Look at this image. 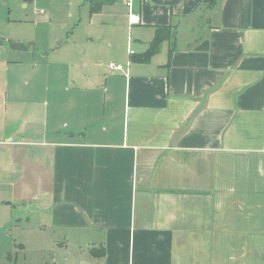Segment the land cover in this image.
<instances>
[{"label": "crops", "instance_id": "1", "mask_svg": "<svg viewBox=\"0 0 264 264\" xmlns=\"http://www.w3.org/2000/svg\"><path fill=\"white\" fill-rule=\"evenodd\" d=\"M100 1L88 12L108 22L105 49L81 56L101 90L86 85L84 105L54 69L0 75V207L12 210L10 227L33 214L53 242L57 231L64 248L88 250L81 264H264V0ZM168 26L170 41L134 62ZM125 28L140 52L108 59L124 66L113 71L103 60L117 59ZM10 59H0L6 73ZM11 247L3 236L9 264Z\"/></svg>", "mask_w": 264, "mask_h": 264}, {"label": "rangeland", "instance_id": "2", "mask_svg": "<svg viewBox=\"0 0 264 264\" xmlns=\"http://www.w3.org/2000/svg\"><path fill=\"white\" fill-rule=\"evenodd\" d=\"M88 9L87 0H0V59L7 57L8 51L13 57L9 60L12 69H9L7 73L4 67L0 66L1 77L14 78L13 70L19 69L21 74L17 78L27 80L33 72L54 69L56 75L59 74L57 78L59 85L79 89V92L74 95H78L81 105H84L85 86L87 85L95 92L101 88L95 74L91 75L93 79L88 82L86 74L91 72V67H85L87 58L81 56V53L86 51L94 58L99 55L100 50L105 49L103 45L99 46L98 35L102 32L101 24L108 23L104 16L96 17L89 14ZM122 11L123 9L120 11L118 9L114 14L115 19H118L115 21L118 23L121 22L119 18L121 15L118 13L121 14ZM120 32V38L113 41L114 46L111 49V53L116 55L117 59L107 58L103 60L105 65L110 63L108 59L117 63L124 62L125 59L128 60L130 52L135 55L140 52V44L135 40L127 39L132 34L131 30L125 28ZM92 37L94 39L90 40ZM14 43L24 46L32 44V47L26 52H13L10 47ZM4 50L7 52L5 56L3 55ZM69 76L70 81H66ZM102 96L99 95L98 104L103 109ZM4 113V108H0V118L5 115ZM20 114L27 117L28 112L22 108ZM11 217V209L0 207V229H5L0 232V240L4 236L9 247L11 243L22 244L24 247L22 251L11 247L13 264H68L69 262L81 264L86 262L87 254L85 255L82 251L88 252V250L76 246L64 248L61 243H58L62 241L64 233L57 231L54 237L57 242H53L49 231H43L41 227H37L33 214L28 216L26 226L22 225L20 228L10 227ZM7 228L11 229L7 231L9 235L6 234ZM0 264H9L6 254L0 253Z\"/></svg>", "mask_w": 264, "mask_h": 264}, {"label": "trees", "instance_id": "3", "mask_svg": "<svg viewBox=\"0 0 264 264\" xmlns=\"http://www.w3.org/2000/svg\"><path fill=\"white\" fill-rule=\"evenodd\" d=\"M205 1H210L209 3L213 4L215 3L216 0H205ZM87 3L89 4V12L91 14H97L101 11L103 2H101L100 0H87ZM170 39H171V30L169 26L156 29L154 39L149 44L146 52L141 56H137L133 58L132 60L134 62L141 64L146 63L158 51L160 44L163 42H168L170 41ZM97 252H95V249H91L89 251L91 256L97 258L103 255L104 250L102 249L101 252L99 253Z\"/></svg>", "mask_w": 264, "mask_h": 264}, {"label": "built area", "instance_id": "4", "mask_svg": "<svg viewBox=\"0 0 264 264\" xmlns=\"http://www.w3.org/2000/svg\"><path fill=\"white\" fill-rule=\"evenodd\" d=\"M123 4L128 7L129 9L132 8L133 6V0H122ZM129 22L132 24V25H136L139 23V17L138 15L136 14H133V13H129ZM132 54V52H130V55ZM108 68L110 70H113V71H123L124 69V66L121 65V64H115V63H109L108 64Z\"/></svg>", "mask_w": 264, "mask_h": 264}, {"label": "water", "instance_id": "5", "mask_svg": "<svg viewBox=\"0 0 264 264\" xmlns=\"http://www.w3.org/2000/svg\"><path fill=\"white\" fill-rule=\"evenodd\" d=\"M30 46H32V44H28V45H25V46L22 45V44H13V45H11L10 48L13 51H27Z\"/></svg>", "mask_w": 264, "mask_h": 264}]
</instances>
